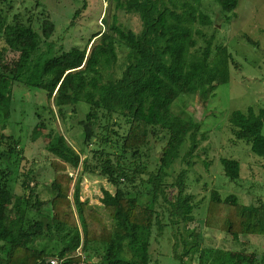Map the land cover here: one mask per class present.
<instances>
[{
	"label": "trees",
	"instance_id": "16d2710c",
	"mask_svg": "<svg viewBox=\"0 0 264 264\" xmlns=\"http://www.w3.org/2000/svg\"><path fill=\"white\" fill-rule=\"evenodd\" d=\"M214 1L224 21L229 23L240 0ZM111 3L114 13L107 22V31L93 34L85 47L74 46L67 51L51 41L55 26L48 18L42 21L39 33L32 19L21 21L15 17L8 21L0 7V264H47L53 258L61 264H82L76 250L87 252L93 246L102 249L103 257L91 264H151L152 231L155 227L156 234L163 235L164 213L172 228L192 221L191 196L184 193L186 171L177 173L170 185L167 178L177 161L192 166L189 158L197 147L202 121L177 116L172 106L181 96L191 94L198 106L206 108L216 89L229 82L226 50L217 48L211 58L216 37L203 31L213 23L201 10L202 0H111ZM118 11L136 16L140 21L139 32L120 24ZM198 40L202 46L198 47ZM116 44L128 50L124 69L117 79L112 71L118 61ZM6 54L11 56L9 62H5ZM18 91L19 103L39 101L41 97L49 114L60 118L66 109L76 114L79 105L84 104L89 111L78 123L83 142L89 144L94 138L99 147L107 144L113 147L120 142V153L104 149L95 153L100 174L117 187L114 194L102 191L100 200L113 228H109L96 207L81 200L79 180L74 181L67 173L68 167L82 166L85 170L89 159L82 158L83 151L75 150L63 135L48 130L39 114L29 138L32 142L44 140L45 151L55 158L50 162L53 172L50 212L43 215V221L28 218L29 210L37 205L32 203L34 189L29 188L27 177L18 172L20 139H13L11 126ZM51 103L55 111L50 108ZM228 122L235 139L264 159V107L258 113L251 108L246 112L234 111ZM121 124L126 126V132L120 137L114 128H121ZM154 129L169 133L157 169L150 172L141 164L128 172L123 158L128 154L138 157ZM22 130L21 124L18 131ZM8 141L14 143L13 147ZM186 144L187 150L182 154ZM135 162L136 159L130 164ZM221 164L227 178L239 177L237 161L222 159ZM137 177L141 183L153 186L146 203L118 188L119 179L131 182ZM169 188L176 190L170 198ZM203 224L235 242L242 238H264V203L244 205L236 195L222 198L214 190ZM51 234H55L52 243L40 248L33 246L35 241ZM175 259L180 261L181 257L175 255ZM209 264L248 263L238 261L237 253L227 251Z\"/></svg>",
	"mask_w": 264,
	"mask_h": 264
},
{
	"label": "rangeland",
	"instance_id": "374dc122",
	"mask_svg": "<svg viewBox=\"0 0 264 264\" xmlns=\"http://www.w3.org/2000/svg\"><path fill=\"white\" fill-rule=\"evenodd\" d=\"M0 7L5 11L8 21L15 17H19L21 21L32 19L33 27L39 33L42 21L48 18L55 26L51 41L63 51L74 46L83 48L93 34L107 31V22L114 13V4L111 0H0ZM201 10L213 23L204 27L203 31L216 37L211 58H214L217 48L226 50L229 82L216 89L215 97L208 101L204 110L202 106L197 105L196 98L191 94L181 96L172 106L175 115L182 118L194 117L197 121H202L197 136V147L189 158L192 166L187 167L185 162L177 161L169 169L171 175L167 178V184L170 185L177 173L181 170L186 171L183 178L184 193L191 196L192 221L172 228L166 220L167 214L164 213L163 235H157L155 227L152 231L151 264H209L218 255L227 251L237 253L240 262L264 264L262 259L264 238H242V241L235 242L230 236L206 229L203 224L206 206L214 190L218 191L222 198L234 194L244 205L264 203V159L253 155L243 141L235 139L228 122L230 114L234 111L246 112L251 108L258 113L264 107V0H240L234 12L235 16L229 23L224 21V16L214 0H202ZM76 12L79 14L72 20ZM117 16L119 23L126 29L139 32L140 21L136 16L122 11H118ZM199 46H202L200 40ZM115 47L118 61L112 71L114 78L117 79L124 69L128 50L121 44H116ZM4 59L5 62H9L11 56L6 54ZM19 95L18 91L14 96L16 124L12 122L11 126L13 139L16 140L18 137L20 139L16 159L20 161L18 172L27 177L29 188L34 189L35 198L33 197L32 203L37 205L36 208L29 210L28 218L43 221V215L50 212L49 186L53 177L50 162L55 158L45 151L44 140L32 142L29 138L33 128L38 124L36 115L39 114L48 130L63 135L75 150L83 151L82 158L89 159V165L85 170L82 166L68 167L67 173L74 181L79 180L81 200H86L96 207L106 219L109 228H113V223L100 200L102 191L114 194L117 187L112 186L106 177L100 174L95 153L99 149H104L108 153L118 150L120 153V142L113 147L110 144L99 147L94 138L89 144L83 142L82 129L78 123L89 111V107L84 104L79 105L76 114L66 109L64 117L60 118L56 114L52 116L49 114L48 105L42 104L41 97H38L39 101L22 104L19 103ZM50 108L54 110L52 103ZM18 121L23 125L21 132L18 131L21 125H18ZM120 126L121 128H114V131L121 137L126 132V126L123 124ZM153 133L149 137L148 145L140 150L138 157L128 154L123 158V162L128 165L126 168L128 172H132L135 166L141 164L150 172L157 169L169 133L160 129H154ZM13 144L10 141L8 145L13 147ZM186 150L187 144L183 146L181 153H185ZM134 159L136 162L131 165ZM222 159L239 163V177L236 180H230L225 176ZM118 188L129 196H136L142 203H146L153 192V186L141 183L138 177L131 182L119 179ZM175 193V189H167L169 198ZM161 204L165 207L162 202ZM7 212H10L9 209ZM54 238L55 234L45 236L35 241L33 246L40 248L44 244L52 243ZM75 253L82 258V264L98 263L103 257L102 249L97 246L90 247L87 252L78 248ZM175 255L181 257V260L175 259Z\"/></svg>",
	"mask_w": 264,
	"mask_h": 264
},
{
	"label": "built area",
	"instance_id": "2783aa9c",
	"mask_svg": "<svg viewBox=\"0 0 264 264\" xmlns=\"http://www.w3.org/2000/svg\"><path fill=\"white\" fill-rule=\"evenodd\" d=\"M47 264H61V261H59L58 259L53 258V259H49L47 261Z\"/></svg>",
	"mask_w": 264,
	"mask_h": 264
}]
</instances>
